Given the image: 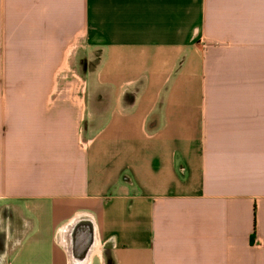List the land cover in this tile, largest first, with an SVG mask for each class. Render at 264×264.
Segmentation results:
<instances>
[{
	"label": "crops",
	"instance_id": "obj_1",
	"mask_svg": "<svg viewBox=\"0 0 264 264\" xmlns=\"http://www.w3.org/2000/svg\"><path fill=\"white\" fill-rule=\"evenodd\" d=\"M0 264H264V0H0Z\"/></svg>",
	"mask_w": 264,
	"mask_h": 264
},
{
	"label": "rangeland",
	"instance_id": "obj_2",
	"mask_svg": "<svg viewBox=\"0 0 264 264\" xmlns=\"http://www.w3.org/2000/svg\"><path fill=\"white\" fill-rule=\"evenodd\" d=\"M82 71H83V76H84V71H85L84 64H83V69H82ZM85 86H87V81H86L85 78H83V92H82L83 94H82V97H81L83 107H87V106L85 105L86 102H87L86 94H85V90H84V87H85ZM86 91H87V90H86Z\"/></svg>",
	"mask_w": 264,
	"mask_h": 264
}]
</instances>
